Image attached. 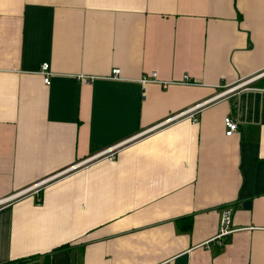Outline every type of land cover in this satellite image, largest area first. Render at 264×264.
Listing matches in <instances>:
<instances>
[{
	"label": "crops",
	"instance_id": "0c3cea01",
	"mask_svg": "<svg viewBox=\"0 0 264 264\" xmlns=\"http://www.w3.org/2000/svg\"><path fill=\"white\" fill-rule=\"evenodd\" d=\"M5 197L0 264H264V0H0Z\"/></svg>",
	"mask_w": 264,
	"mask_h": 264
},
{
	"label": "built area",
	"instance_id": "2783aa9c",
	"mask_svg": "<svg viewBox=\"0 0 264 264\" xmlns=\"http://www.w3.org/2000/svg\"><path fill=\"white\" fill-rule=\"evenodd\" d=\"M43 71H44V82L45 83H49L50 82V76H49V70H48V63L44 62L42 65ZM120 72L119 68H113L112 69V75L113 76H118ZM155 77V71H151L150 73H148V75H144L142 77V80L145 81H150L153 80ZM183 80L188 81L189 80V74L185 73L183 75ZM224 124L226 126V130L225 133L226 134H231L233 133L236 128H237V121L231 117L230 115L226 116L224 118ZM8 197L5 198H1L0 199V204L6 200ZM232 211L230 208L226 207L223 211H222V215H221V222H220V228L219 231L217 233V237L222 236V235H227L230 234L231 232L234 231V227L232 226Z\"/></svg>",
	"mask_w": 264,
	"mask_h": 264
},
{
	"label": "trees",
	"instance_id": "16d2710c",
	"mask_svg": "<svg viewBox=\"0 0 264 264\" xmlns=\"http://www.w3.org/2000/svg\"><path fill=\"white\" fill-rule=\"evenodd\" d=\"M29 258H30V259H33V258H35V257L31 256V257H28V258H20V259L10 260V261L8 262V264H15V263H19V262H21V261L30 260ZM43 264H48V261H45Z\"/></svg>",
	"mask_w": 264,
	"mask_h": 264
},
{
	"label": "water",
	"instance_id": "95a60500",
	"mask_svg": "<svg viewBox=\"0 0 264 264\" xmlns=\"http://www.w3.org/2000/svg\"><path fill=\"white\" fill-rule=\"evenodd\" d=\"M249 204H250V202H249V201H246V202L244 203V206H245V207H248Z\"/></svg>",
	"mask_w": 264,
	"mask_h": 264
}]
</instances>
